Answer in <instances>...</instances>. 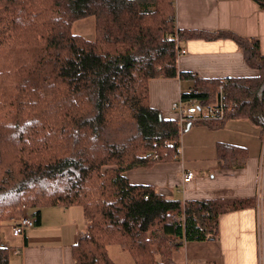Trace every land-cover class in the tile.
<instances>
[{"label":"trees","instance_id":"obj_1","mask_svg":"<svg viewBox=\"0 0 264 264\" xmlns=\"http://www.w3.org/2000/svg\"><path fill=\"white\" fill-rule=\"evenodd\" d=\"M90 15L95 39L71 28ZM200 37L235 39L256 73L225 78L234 111L181 125L151 103L150 82L179 77L193 85L184 102H216L221 77L178 66L181 42ZM239 118L264 131L258 38L181 28L174 0H0V228L25 214L38 226L47 206H80L88 226L73 245L75 264H116L112 244L134 264H177L185 242L217 238L221 216L256 198L183 201L133 183L128 171L177 159L188 124L220 129ZM217 149L222 167L246 162L244 147ZM11 252L0 240V264Z\"/></svg>","mask_w":264,"mask_h":264},{"label":"crops","instance_id":"obj_2","mask_svg":"<svg viewBox=\"0 0 264 264\" xmlns=\"http://www.w3.org/2000/svg\"><path fill=\"white\" fill-rule=\"evenodd\" d=\"M174 1L179 27L191 31L233 30L249 39L258 38L264 54V14L251 20L264 12L256 0ZM180 46L187 51L178 56L179 70L222 79L256 73L235 39L191 38L183 40ZM183 81L179 77L151 80V103L167 116H174L172 103L181 98L182 91L193 86L187 81L184 89ZM224 125L220 129L191 125L181 135L177 159L128 171L133 183L154 185L165 195L183 201L256 198L254 206L227 211L221 216L217 238L185 242L176 254L177 264H264V131L240 118L229 119ZM219 142L246 148L245 164L220 166ZM186 171H193L190 181H184ZM82 211L78 206L42 208L41 224L33 226L24 237L17 236L20 240L16 245L0 233L1 242L13 248L10 264H75L73 245L88 226Z\"/></svg>","mask_w":264,"mask_h":264},{"label":"built area","instance_id":"obj_3","mask_svg":"<svg viewBox=\"0 0 264 264\" xmlns=\"http://www.w3.org/2000/svg\"><path fill=\"white\" fill-rule=\"evenodd\" d=\"M187 49L181 48L180 53H185ZM225 79L222 80L220 90L218 93V100L212 104L200 106L197 104H187L182 98L172 103V110L178 117L179 124H183L189 115H193V118L198 117H223L227 112L235 110V102L233 99H228V94L224 88ZM192 90V89H190ZM180 150V149H179ZM264 153V143H263ZM193 177V171H186L184 175V181H190ZM35 226V220L30 215H24L21 218H17L13 224V234L15 236H25L29 230Z\"/></svg>","mask_w":264,"mask_h":264},{"label":"rangeland","instance_id":"obj_4","mask_svg":"<svg viewBox=\"0 0 264 264\" xmlns=\"http://www.w3.org/2000/svg\"><path fill=\"white\" fill-rule=\"evenodd\" d=\"M71 28L74 33L80 34L84 38H87V39H95L97 35L96 18L94 15H90V16H86V17L74 20L72 22ZM187 85H188L187 81H183L181 86H183V88L185 89ZM80 209L82 210L81 207ZM33 212H35L34 208L30 210V214L33 215ZM17 218L18 217L10 218V220L7 223L5 222L4 226L0 228V233H3L6 236H8L10 238L9 242H11V244L13 245L18 244L20 240L19 237L13 235L12 228H11ZM84 219H87V218L85 217ZM109 254L116 264H134L135 263L130 252L127 250H123L122 247L119 246L118 244H112L109 246ZM18 259H19V256H18Z\"/></svg>","mask_w":264,"mask_h":264},{"label":"water","instance_id":"obj_5","mask_svg":"<svg viewBox=\"0 0 264 264\" xmlns=\"http://www.w3.org/2000/svg\"><path fill=\"white\" fill-rule=\"evenodd\" d=\"M262 14H264V12H260L259 14H256V15H254V17L253 18H251V20H255L259 15H262ZM228 40H230V39H228ZM222 40H220V42H221ZM191 126V124H189L187 127H190Z\"/></svg>","mask_w":264,"mask_h":264},{"label":"bare ground","instance_id":"obj_6","mask_svg":"<svg viewBox=\"0 0 264 264\" xmlns=\"http://www.w3.org/2000/svg\"><path fill=\"white\" fill-rule=\"evenodd\" d=\"M223 79H225V78H223ZM223 79H222V80H223ZM225 81H227V80L225 79ZM181 98H182V97H181ZM263 143H264V142H263ZM263 159H264V153H263ZM192 178H193V177H192Z\"/></svg>","mask_w":264,"mask_h":264}]
</instances>
